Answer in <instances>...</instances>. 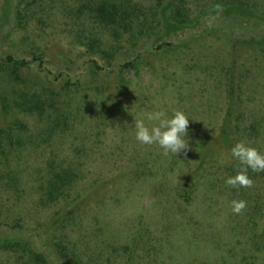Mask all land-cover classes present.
Masks as SVG:
<instances>
[{"label": "rangeland", "instance_id": "obj_1", "mask_svg": "<svg viewBox=\"0 0 264 264\" xmlns=\"http://www.w3.org/2000/svg\"><path fill=\"white\" fill-rule=\"evenodd\" d=\"M221 1L129 0L115 36L80 0H0V239L18 243L0 264H31L27 247L50 264H264L263 172L232 188L237 162L216 150L231 90L235 139L264 154V48L234 35L264 22L211 13ZM161 13L185 27L160 37ZM9 55L29 61L17 77ZM175 110L186 154L137 141L135 120Z\"/></svg>", "mask_w": 264, "mask_h": 264}, {"label": "trees", "instance_id": "obj_2", "mask_svg": "<svg viewBox=\"0 0 264 264\" xmlns=\"http://www.w3.org/2000/svg\"><path fill=\"white\" fill-rule=\"evenodd\" d=\"M174 1L177 2V12H181L187 6L186 3H188V0ZM214 1L218 2L219 0ZM221 2H224V0H222ZM80 3L81 8L88 9L89 12L93 15L94 19L104 27L112 30L115 36L118 33L119 35L123 33H129V26H131L130 23L132 21L131 16L134 13V11L129 10V8L131 7L129 4V0H80ZM221 7L222 9H212L211 13L220 14L222 18L233 19L241 21L242 23L264 22L263 15L256 13L249 6H246V4L242 2L234 3L233 0L229 4L222 3ZM200 14L202 15V17L206 16V18L207 16H209V14L205 11H201ZM161 20V25H163L164 27L163 32L160 35V37L162 38L167 37L172 33H176L178 30H181L185 27V24L183 25L184 22L182 20H180L179 23L170 21L164 13H161ZM234 35H236L235 37L237 42H240L245 46H257L260 48H264V34L262 33L253 32V34L251 33V35H238L237 33H235ZM5 62H8L6 64L11 65L10 67H12V72L16 77L18 76L19 68L25 67L29 64V61L27 60L22 59L18 61L10 55L5 58ZM132 63V60L126 61L123 63L122 67L132 66ZM232 76L230 77V79H233ZM234 110L235 96L230 90L227 114L225 116L224 123L222 124L220 134L217 138V151H220V149H224L229 154H231L230 149L234 146L235 143H237V140L235 139L234 134L231 130L230 124L231 116L233 115ZM204 152L208 153L209 149H206ZM60 178L61 180H59L62 181L63 177ZM73 212V210H69L63 213V215L72 214ZM49 228L50 226L48 227V229ZM13 238L14 237L0 239V246L1 244H3L10 247L15 243V248H18V243H16L17 240ZM26 249L31 264H50L45 253L36 252L30 247H27Z\"/></svg>", "mask_w": 264, "mask_h": 264}, {"label": "clouds", "instance_id": "obj_3", "mask_svg": "<svg viewBox=\"0 0 264 264\" xmlns=\"http://www.w3.org/2000/svg\"><path fill=\"white\" fill-rule=\"evenodd\" d=\"M146 119L152 122L149 127L144 119L134 122L135 137L143 145H158L163 155L169 153L186 154L189 150L187 137L189 118L180 110H175L171 116L163 111L148 113ZM231 156L237 162L235 175L226 179L225 183L232 188H251L254 182L248 176L249 169L254 173L264 172V154L245 141H239L230 149ZM247 207L246 201H231L232 212L239 215Z\"/></svg>", "mask_w": 264, "mask_h": 264}]
</instances>
